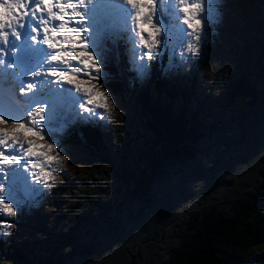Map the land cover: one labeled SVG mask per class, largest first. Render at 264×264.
Here are the masks:
<instances>
[{
    "label": "trees",
    "instance_id": "1",
    "mask_svg": "<svg viewBox=\"0 0 264 264\" xmlns=\"http://www.w3.org/2000/svg\"><path fill=\"white\" fill-rule=\"evenodd\" d=\"M122 41L105 52L100 81L107 93L131 105L136 114L121 128L124 132L131 127L126 132L133 137L130 144L122 146L117 161L102 126L89 122L73 127L65 142L89 154L85 162L92 171L111 168L116 182L104 189L107 194L86 195L82 204H73L78 227L72 239L62 234L68 241L65 247L58 244L44 259L31 255L26 259L20 255L34 247L28 236L20 250L0 236V264H10L2 257L12 258L11 264H16V258L22 264H34V260L114 264L115 253L121 257L117 264H264V253L256 254L264 248V62L260 69L256 67L260 74L254 76V67H247V72L231 81L225 107L236 109L238 123L250 137L247 132L239 133L241 139L227 136L221 148H236L223 167L227 173L235 172L219 181L216 173L224 168L214 174L212 167V174H205L202 160L205 143L222 130L221 124H213L218 120L212 108L199 103L194 111L190 109L193 83L184 88L168 84L164 52L146 73H136L127 60L128 43ZM261 51L264 54V46ZM138 118L142 122L135 126L142 132L133 135ZM192 179L196 184L190 188L187 184ZM121 183L124 195L119 191ZM116 199L121 200L112 206ZM126 221L131 223L130 231L124 227ZM86 225L87 235L92 227L94 232L90 241L82 243L75 234Z\"/></svg>",
    "mask_w": 264,
    "mask_h": 264
},
{
    "label": "snow or ice",
    "instance_id": "2",
    "mask_svg": "<svg viewBox=\"0 0 264 264\" xmlns=\"http://www.w3.org/2000/svg\"><path fill=\"white\" fill-rule=\"evenodd\" d=\"M113 14L123 19L133 45L138 37L139 46L148 49L142 58L152 60L161 37L168 41L165 17L182 18L191 29L187 35L195 41L189 42L187 50L199 52L204 24L216 18L217 4L216 0H0V75L18 83L19 95L28 97V103L20 106L14 96L0 93V125H4L0 127V216H15L30 200L34 188L29 175L35 184L51 187L53 173L64 159L53 144L25 141L21 132L44 140L47 129V138L55 139L53 125L63 132L77 120L92 122L97 108H110L108 94L98 84L82 87L86 82L81 77L99 80L105 49L98 36L107 30L104 21ZM137 68L142 74L146 65L140 63ZM29 74L31 80L25 84ZM73 87L82 96H73ZM60 98L80 102L75 118L59 110ZM10 227L0 219V233L8 235Z\"/></svg>",
    "mask_w": 264,
    "mask_h": 264
},
{
    "label": "rangeland",
    "instance_id": "3",
    "mask_svg": "<svg viewBox=\"0 0 264 264\" xmlns=\"http://www.w3.org/2000/svg\"><path fill=\"white\" fill-rule=\"evenodd\" d=\"M216 4V18L211 24H204L200 51L196 53L187 50L189 42L195 41L187 35L191 29H188L187 25L183 24L182 18L177 21L174 18L165 17V23L168 25V41L166 44L164 38L161 37V44L152 53V60H148L146 56L142 58V54L147 52L148 49L139 46L138 37L135 38L136 44L134 46L133 42L129 40L127 31L124 33L119 32L124 31L123 25L120 23H118L116 30L107 29L102 33L104 41L106 38H123L126 43L131 44L132 51L127 53V60L129 67H132L136 73H140L137 68L138 64L143 63L146 65L143 71V73H146L151 66V62L156 59L158 61L162 60V53L164 52L167 60V65L164 69L170 76L168 84L190 87L191 83H193L191 89L194 91V98L191 101L190 109L194 111L199 103L212 108L214 120H218L213 124H221L222 130L221 133L219 131V134H214L204 145L202 160L205 174H212L209 172L212 167H214V174L217 170L221 171L224 168L223 163L227 165L228 159L235 152V146H232L230 150L221 148L222 145L226 144L227 136L233 139H241L239 135L247 132V137H250L248 131H243L244 127L238 123L236 109L233 106L225 107L226 97L229 88H231L232 80L238 79L243 73L247 72V67H254V76L257 73L260 74L256 70L264 62V54L261 51L264 46V0H216ZM157 7H160L159 4H157ZM182 15L180 13V17ZM128 24L129 26L131 25L129 21ZM181 28L184 29L183 32L180 30ZM131 35L134 36L135 34L131 33ZM144 35L147 38V32ZM100 45L102 46V44ZM104 64V62L101 64V73L98 81L90 80L88 76L81 77L86 82L82 87H90L94 81V84L99 85V90L106 92L101 86V81L104 78ZM162 74L159 77L160 81H162ZM93 75H95L94 72ZM65 86L67 88L70 87L67 84L62 85V87ZM72 93H74L73 96H77L76 94L82 96V93L75 92L74 87ZM107 94L110 98L107 101L110 108L107 111L103 108H97L95 119L89 123L94 125L99 123L102 126L106 144L110 146L114 158L119 161L121 159L119 156L121 155L122 146L125 143L127 144V142L130 144L129 138L132 136L131 133H126L129 132L128 130L131 127L124 132L121 128L127 120L131 123L132 115L134 114L136 118V114L131 111V105H126L123 101L120 102L116 95ZM16 99L21 100L22 98L18 94ZM128 100H132V97L129 96ZM79 103L78 101L75 105L77 111L79 110ZM64 105H69L67 99ZM72 105L73 102L70 104V108ZM67 111L68 109L65 112ZM83 115L89 114L83 113ZM75 116L76 114H72L69 118H75ZM101 116H103V119L100 118ZM141 122L139 118L134 122L133 135L142 132L140 127L135 126L136 123ZM82 123L86 122L77 120L63 132H58L57 128L52 129V135L55 139L47 138V129H45L44 140L33 136L31 133L25 134L21 132L19 134L21 139L25 141L33 140L37 145L46 146L47 144H53L59 151V157L64 158L63 162L57 167V171L53 173L54 178L50 180L51 187L45 188L43 184H35L29 175L27 177L28 182L34 188L30 200L17 210L15 216H0V219L11 225L8 235L0 233V236L8 244H11V247L16 246L15 248L20 250L19 246L27 236L28 243L34 244L32 249L28 248V252L26 251L25 254L20 255L23 258L29 259V255H31L37 257V259L41 257L44 259L54 251L58 244H61V247H65L68 241L66 242L62 234L71 235L70 239H72L78 227V220L73 221L75 216L73 209L71 210L73 204L77 202L82 204V199L86 195H94L96 197L101 194H107L108 192L104 191V189L112 187L117 180L114 178L111 168L108 170L103 167V170L92 171L89 167V162H85L89 154L86 151H82L80 147L70 148L65 144L70 131L74 130L73 127L76 128ZM208 124L210 125L211 122ZM3 126L0 125V127ZM7 127H12L11 122H9ZM232 128L236 129L238 133L235 131L233 133ZM240 132L242 133L239 134ZM25 147H27L26 143ZM124 152H126V149ZM51 155L56 156V152H52ZM224 170L225 168L221 172L216 173V178L219 181L229 177L230 173L235 172L234 169L230 173ZM35 171L39 172V169ZM195 184L192 179L187 186L192 188ZM119 191L122 192V195L125 194L123 183H121ZM120 200L116 199L114 203L112 202V206L116 205ZM94 206L93 204L90 208L94 209ZM77 213L78 210L76 215H78ZM58 227H60L59 231L56 230ZM88 227V225L84 226L82 230L75 234L78 240H82L80 241L82 243L90 241L92 232H94L92 227L90 230L91 234L87 235L86 229ZM124 227L126 231H130L131 223L126 221ZM9 250L5 256H9ZM259 252L264 253V248L256 251V254L258 255ZM2 260L12 263V258L5 259V257H2ZM120 261V254L115 253L111 263L117 264ZM37 263L41 264L40 261L34 260V264ZM16 264H22V260L16 258Z\"/></svg>",
    "mask_w": 264,
    "mask_h": 264
},
{
    "label": "bare ground",
    "instance_id": "4",
    "mask_svg": "<svg viewBox=\"0 0 264 264\" xmlns=\"http://www.w3.org/2000/svg\"><path fill=\"white\" fill-rule=\"evenodd\" d=\"M121 22H123V21H121ZM3 82H4V80H3ZM3 85H4L3 83H2V85H0L1 93H4V94H8L9 93V94H11L12 93L11 90H7L6 88L3 87ZM18 94L15 93V96H14V93H13L12 96H14L16 98V96H18Z\"/></svg>",
    "mask_w": 264,
    "mask_h": 264
}]
</instances>
